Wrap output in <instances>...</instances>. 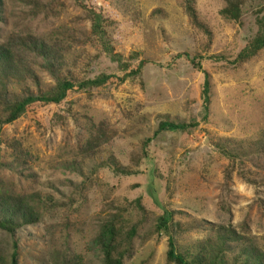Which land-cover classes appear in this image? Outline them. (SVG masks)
<instances>
[{
    "label": "rangeland",
    "instance_id": "374dc122",
    "mask_svg": "<svg viewBox=\"0 0 264 264\" xmlns=\"http://www.w3.org/2000/svg\"><path fill=\"white\" fill-rule=\"evenodd\" d=\"M2 1L0 44L32 35L62 46L63 76L121 75L91 37L90 20L74 0ZM108 1L114 18L106 29L115 54L126 59L136 53L149 64L141 77L114 90L75 92L54 117L44 111L39 123L29 115L1 126L0 182L16 194L53 202L38 223L13 237L0 231L3 263L10 262L15 242L17 264H101L94 240L118 209L125 211V229L137 226L123 264H166L167 235L154 230L165 211L173 213L175 228L168 235L179 253L207 249L218 235L237 239L227 244L228 264H240L250 247L264 251V50L241 66L231 64L257 32L255 11L264 0L247 1L237 24L219 16V0H195L210 39L191 26L183 0ZM182 53L204 59L201 69L210 85L206 119L204 75L176 57ZM39 63L33 68L46 91L53 81ZM23 88L35 92L29 82L8 90ZM163 116L199 125L189 133L153 137ZM89 121L104 122L110 142L82 161ZM222 150L239 159L230 164ZM103 161L128 173L98 169Z\"/></svg>",
    "mask_w": 264,
    "mask_h": 264
},
{
    "label": "trees",
    "instance_id": "16d2710c",
    "mask_svg": "<svg viewBox=\"0 0 264 264\" xmlns=\"http://www.w3.org/2000/svg\"><path fill=\"white\" fill-rule=\"evenodd\" d=\"M223 7L219 11V16L227 22L237 24L242 17V8L247 1L253 0H219ZM75 5L82 9L90 20V35L100 45V49L109 59L116 63L117 69L121 72V77L116 74L101 73L91 79L76 80L62 75V69L66 62L63 55V48L57 43L49 44L43 39L32 35L25 37H10L5 43L0 44V109L4 118L0 120V128L3 125H11L23 116H31L37 123L40 122V114L46 111L54 117L57 108L70 98L75 92L114 90L127 80L141 77L142 70L149 62L139 59L136 53H131L126 59L115 54L111 41L108 39L107 26L114 18V10L110 7L108 0H74ZM184 11L194 29L205 33L210 39L207 28L200 23L195 10V0H183ZM3 1L0 0V15ZM255 24L257 32L253 38L238 52L232 65L241 66L261 51L264 50V6L255 11ZM1 19V18H0ZM177 58H182L195 70L203 73L204 81L202 87V103L204 118L208 115L210 104L209 78L206 72L201 69L202 56L191 58L188 54H177ZM214 60L221 61L226 58L216 56ZM40 63L41 68L53 81V86L42 91L40 89L39 78L33 68L35 63ZM29 82L35 88L32 92L29 88H23L20 92L9 91V85H17ZM90 135L80 147L79 153L82 161L92 160L97 156L100 149L110 142L108 129L104 122L97 125L89 121ZM199 122L196 120L177 122L169 119L168 116L158 118V124L153 137L164 132L189 133L196 129ZM151 139L147 140L149 142ZM264 142L263 140H261ZM223 151V150H222ZM230 164H234L236 156L227 153ZM113 161H103L98 163L97 168H110L115 173L127 174L119 167L113 168ZM51 199L42 200L38 195H19L8 190L6 185L0 182V231L13 237L16 231L24 226L33 225L39 222L41 212H46L51 208ZM135 207L141 213L140 201H135ZM123 209H118L115 216L110 217L100 227L94 243L102 255L101 264H123V260L128 256L132 239L137 232V226L132 225L125 229V221L122 218ZM173 213L164 212L157 219L154 230L164 232L167 235L166 264H228L226 259L227 244L230 241H237L235 237L228 238L218 235L216 243L209 248L200 247L196 254L184 255L179 253L176 242L172 235H168L175 225L172 222ZM124 243V247H123ZM127 245V246H126ZM17 244L12 243L10 262L17 264ZM244 255L240 264H264V251L256 250L253 247L244 250ZM0 257V264H5ZM242 258H237L235 262ZM63 264H76L74 262H63Z\"/></svg>",
    "mask_w": 264,
    "mask_h": 264
}]
</instances>
